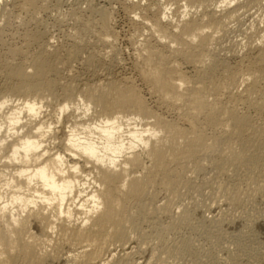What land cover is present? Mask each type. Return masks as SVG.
Instances as JSON below:
<instances>
[{
	"label": "bare ground",
	"instance_id": "obj_1",
	"mask_svg": "<svg viewBox=\"0 0 264 264\" xmlns=\"http://www.w3.org/2000/svg\"><path fill=\"white\" fill-rule=\"evenodd\" d=\"M83 1L55 44L0 7V264H264V0H118L121 77Z\"/></svg>",
	"mask_w": 264,
	"mask_h": 264
},
{
	"label": "rangeland",
	"instance_id": "obj_2",
	"mask_svg": "<svg viewBox=\"0 0 264 264\" xmlns=\"http://www.w3.org/2000/svg\"><path fill=\"white\" fill-rule=\"evenodd\" d=\"M9 1V3H11V0H4L3 2L1 1V3H0V7L2 8V7H4V5L7 3V2ZM60 1V2H59ZM47 0V8L46 9H42V10H40V12H39V20H38V26L37 25H35L36 23H30V28L32 27V26H35V27H33V28H31V29H38V27H39V24L40 25H42V27L40 28V29H46V31L48 32L47 34L49 35H47L48 37H50V35H52L51 36V41L55 44V43H58L60 40V42H62V41H65V39H66V34L71 30V28L73 27L72 25H73V22H71L72 20L69 18V13L71 12V10H73V8L74 9H79L80 11H81V14H87L88 15V8L85 10V8L86 7H88V5H85L84 4V1L83 0ZM80 1V2H79ZM81 1H83V2H81ZM110 1V2H109ZM74 2V3H73ZM5 3V4H4ZM83 3V4H82ZM71 4V5H70ZM90 4L92 5L93 4V6H95V4H97V6L96 7H98V6H102V7H104V8H108L109 10H110V12L111 11H113V12H111V15H112V22H113V26L115 27L114 29L117 31V40H116V45L118 46V47H120L121 49H122V51H123V53L121 54V63L119 62L118 64H116V66L112 69V75L113 76H115V77H121V76H130L131 74L132 75H134L133 73H134V71H133V68H132V66H131V53L133 52V48H131L132 47V45H131V42L130 41H128V39L130 40V37H131V33L133 32V20L131 21L130 19H131V17L132 16H134L133 14L132 15H130L129 16V14H131V13H129L128 14V11H126V10H124L123 9V6H121L120 5V2L118 1V0H93V1H91L90 2ZM100 4V5H99ZM82 5H84L85 7L84 8H80L79 6H82ZM7 6H9V4L7 3ZM100 6V7H101ZM115 6V7H114ZM60 7V8H59ZM83 7V6H82ZM0 8V9H1ZM60 9V10H59ZM48 10V11H47ZM115 11V12H114ZM59 12V13H58ZM49 13V14H48ZM66 15V16H65ZM67 16H68V18H67ZM53 17V18H52ZM61 17H62V19H61ZM60 18V19H59ZM65 18H67V19H65ZM134 18V17H133ZM132 18V19H133ZM59 19V20H58ZM65 19V20H64ZM69 19H70V22H69ZM42 22H41V21ZM68 20V21H67ZM130 20V21H129ZM61 21H62V23L63 24H61ZM58 22V23H57ZM132 23V25H130ZM31 24H33V25H31ZM45 24H46V27H45ZM16 24L15 23H13V26L11 27V29L10 28H8V30L7 29H5L4 31H3V33L4 32H6V33H4V35L5 36H2L1 37V35H3V33H1L0 34V38L1 39H5V40H7V41H13L12 43H16V44H19L20 42H21V39L19 38V36H15V34H13V33H16V31L18 30V32L22 29H20V28H17V25L15 26ZM36 26H37V28H36ZM130 26V27H129ZM17 29H16V28ZM66 27H68V28H66ZM69 28H70V30H69ZM59 29V30H58ZM11 30V31H10ZM14 30H15V32H14ZM62 30V31H61ZM69 30V31H68ZM22 31V30H21ZM52 31V32H51ZM10 33H12L11 35H10ZM66 33V34H65ZM18 34V33H17ZM15 36V37H13V36ZM65 35V36H64ZM9 36V37H8ZM10 36H12L11 37V39H10ZM130 36V37H129ZM4 37V38H3ZM13 39V40H12ZM17 39V40H16ZM64 39V40H63ZM235 39H236V37H235ZM237 39H239V37H237ZM59 42V43H60ZM130 42V43H129ZM132 50V51H131ZM0 51H1V46H0ZM129 53H130V55H129ZM128 55V56H127ZM122 58H123V60H122ZM232 61H235L232 57L230 58ZM74 65H76V63L74 64ZM81 66V65H80ZM79 66V62H77V65L76 66H74L75 67V69H77V70H79V71H83L84 72V70L82 69V66L80 67ZM79 68V69H78ZM130 68V69H129ZM132 69V70H131ZM86 77H87V75L86 74H84ZM138 83V82H137ZM146 98H147V102L149 103V104H151L150 106H152L153 107V100L151 99V98H149V96L146 94ZM171 115V116H170ZM169 116L170 117H173V115L172 114H170ZM185 201H187V199L185 200ZM186 233H188L189 234V232H185V234ZM193 235V238H196L198 241H200V242H203V238H202V236H199L200 234H197L196 233V235L195 234H191V236ZM200 237V238H199ZM202 240V241H201ZM203 243H206V241L204 240V242ZM132 246H134V244L132 245ZM133 249H135V248H133ZM120 250H117L116 252H117V254H118V252H119ZM123 252L121 251V252H119V254H122ZM140 261H142V259L140 260H138V262H140Z\"/></svg>",
	"mask_w": 264,
	"mask_h": 264
}]
</instances>
